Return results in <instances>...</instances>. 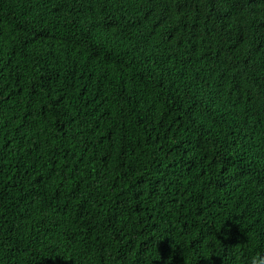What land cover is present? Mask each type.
<instances>
[{
  "label": "trees",
  "instance_id": "1",
  "mask_svg": "<svg viewBox=\"0 0 264 264\" xmlns=\"http://www.w3.org/2000/svg\"><path fill=\"white\" fill-rule=\"evenodd\" d=\"M257 255L264 0H0V264Z\"/></svg>",
  "mask_w": 264,
  "mask_h": 264
},
{
  "label": "clouds",
  "instance_id": "2",
  "mask_svg": "<svg viewBox=\"0 0 264 264\" xmlns=\"http://www.w3.org/2000/svg\"><path fill=\"white\" fill-rule=\"evenodd\" d=\"M228 231H230V229H228ZM249 264H264V256H253L250 261Z\"/></svg>",
  "mask_w": 264,
  "mask_h": 264
}]
</instances>
